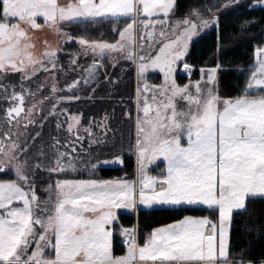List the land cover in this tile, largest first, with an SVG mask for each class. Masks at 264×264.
<instances>
[{
    "label": "snow or ice",
    "instance_id": "6c2138e0",
    "mask_svg": "<svg viewBox=\"0 0 264 264\" xmlns=\"http://www.w3.org/2000/svg\"><path fill=\"white\" fill-rule=\"evenodd\" d=\"M241 2L225 0L220 7ZM248 7H264V0ZM175 9L176 0H0V101L7 105L0 114V264H245L229 259L230 230L234 212L246 210L249 200L264 199V47L256 48L255 65L235 97L219 92V62L201 68L199 80L181 85L177 74L192 73L186 60L191 47L206 30L218 28L219 20L211 7L208 16L194 8L180 19H174ZM96 24L111 25L114 42L92 37L88 28ZM73 26L82 32L73 36L68 31ZM45 29L59 39L56 46L44 40L38 50L35 34ZM73 41L79 51L68 54L65 70L59 56ZM89 55L91 64L78 63L79 56ZM105 59L113 67L125 60L135 68L130 144L135 181L76 178L83 156L90 173L101 164H123L119 154L92 162V153L107 143L93 126L106 137L107 115L82 128V116L65 107L96 99L92 85L99 86ZM74 71H81L80 77L59 87L58 74ZM41 73L45 80L37 92L50 95L26 106L28 97L37 96L26 82ZM150 73H158L162 82L151 83ZM16 75L18 83L11 79ZM105 80L117 83L107 75ZM88 88L91 92L82 96ZM45 101L50 108L37 120ZM124 115L132 119L130 111ZM50 117L56 131L67 136L63 142L51 136L48 151L37 141ZM81 131L87 134V152ZM158 161L164 167L152 175L149 169ZM138 205L202 208L208 215H185L154 228L142 245L138 226H120L117 234L126 251L116 256L120 210L134 212Z\"/></svg>",
    "mask_w": 264,
    "mask_h": 264
},
{
    "label": "trees",
    "instance_id": "16d2710c",
    "mask_svg": "<svg viewBox=\"0 0 264 264\" xmlns=\"http://www.w3.org/2000/svg\"><path fill=\"white\" fill-rule=\"evenodd\" d=\"M195 1L176 0V10L179 13H183ZM223 11H225V15L218 19V28L213 27L196 39L186 60L193 67L192 78L198 76V70L204 67L207 62H212L211 67H215L217 62H219L221 64V70L218 74L219 90L224 97H235L241 93L246 85L249 70L253 67L256 48L258 46L264 47V7H256L254 10H250L248 6L239 5L237 7L224 8L221 12ZM111 27L108 24H96L90 25L88 30L96 39L114 42L113 36L115 34L112 33ZM78 28L81 27L73 26L68 31L73 36H77L82 32ZM106 33H110L109 38ZM177 79L180 83L187 80L181 74L177 75ZM151 80L155 83L159 82V78ZM127 81L131 97L130 112L133 116V73L128 75V79L121 80L120 86L123 87ZM115 86L116 88L119 87V85ZM118 116L119 114L116 113L117 121ZM122 117L123 115L121 114L119 119L123 120ZM116 129L121 131L120 128ZM125 131L126 129H123V132ZM129 133L130 139L133 140L132 120ZM125 161H129L128 170H133V159L126 158ZM120 171L119 168H116L113 175H118ZM103 176L105 177V175ZM206 214H208V211L202 208L139 210L136 216L138 242L141 243L144 234L154 227L175 222L178 219H182L185 215L203 216ZM119 219L120 223L118 226L123 227L132 226L135 221L133 216L127 214H119ZM122 251V247L115 238L114 255H118ZM229 259L233 261L243 260L245 263L252 261L253 264H259L264 261V199L249 200L246 210L234 212L230 230Z\"/></svg>",
    "mask_w": 264,
    "mask_h": 264
},
{
    "label": "flooded vegetation",
    "instance_id": "af4514ba",
    "mask_svg": "<svg viewBox=\"0 0 264 264\" xmlns=\"http://www.w3.org/2000/svg\"><path fill=\"white\" fill-rule=\"evenodd\" d=\"M75 43H71L69 45H65V51L62 52L59 56L60 66L64 68L65 70L69 67V53L77 52L79 51V47L77 45L75 46ZM78 63L80 65H83L86 67L87 65L92 63V58L89 55L88 57L79 56ZM105 65V67L100 68L98 70V87L96 84H93L92 87H96V99L94 100H85L82 99L80 101H74L71 103H68L65 105L67 107L70 114H76L82 116V128L89 126V121L93 120L94 122L102 121L105 117V115L108 116V125L110 130L107 132V136L105 137L104 134L101 132L99 128H96L93 126V131L97 133L98 135L102 136L106 141V145H101L99 147V151H94L92 153V162L99 163L95 158L99 156L100 160L104 159H113L114 158V140H115V120H116V113L119 114L120 110L123 111V120L118 119V122H123V124H120V127L122 129H126L125 132H123L124 136L128 134V139H130V133H129V126L131 123V120L127 119L124 115L126 111H130V88L129 83L126 82V84L123 85V87L116 88L115 84L108 83L105 80V77H109L111 80L115 81L114 77V67L111 65V63L108 62L107 59L102 61ZM82 71V69H81ZM81 71H74L69 72L68 75L65 77L63 73H59V87L65 86V81L71 82L73 79H78L81 75ZM13 82L18 83L19 76L16 75L15 77H11ZM40 77L34 78L32 81H27L26 86L30 88L33 92H37V84ZM50 83V81H49ZM157 84V83H156ZM19 90V88H17ZM136 91V83L134 87V93L135 96ZM89 92H91V88L86 89L84 92L81 93L82 96L87 95ZM115 93L117 94L115 96ZM44 95H50L49 91L45 92H37V96L35 98V101L32 97H28L26 101V106H31L32 103L38 102L43 98ZM103 97V99H100ZM122 99L123 106L117 105L115 106V101ZM126 104V105H125ZM6 103L4 101H0V114H2L3 109L6 107ZM116 107H119V109H116ZM50 108V104L45 101V103L41 106V109L39 111V114L37 115L36 119L39 120L40 116L46 115L48 110ZM133 113H136L135 104L133 105ZM66 127V125H65ZM119 127V128H120ZM23 131V129H21ZM32 131V132H31ZM29 132L34 135L33 129L30 128ZM81 134L85 136L83 148L85 149V152L88 151V138L87 134L83 133L81 131ZM51 136H59L63 142L64 137L67 136V133L64 131L57 132L55 128V120L53 118H49L47 121H44V127L42 129V140H38L37 144L43 143L46 150L50 151L48 148V145L51 143ZM23 140V137H21ZM135 140V136H133V141ZM31 142V141H30ZM39 142V143H38ZM95 147V146H94ZM35 151V148L33 149ZM129 161H125L123 158V164L120 170H128ZM137 166V165H136ZM81 167L82 171L76 174V178H82V179H88V178H95L100 176L104 178H110L113 177L114 170L116 169L115 166H109L105 167L102 164L93 172L90 173L88 169V157L83 156L81 160ZM135 166H133L134 169ZM130 171V170H128ZM45 175V174H41ZM40 184H43V181L39 182ZM38 193L41 197L45 196V193L42 191L40 187H38Z\"/></svg>",
    "mask_w": 264,
    "mask_h": 264
},
{
    "label": "rangeland",
    "instance_id": "374dc122",
    "mask_svg": "<svg viewBox=\"0 0 264 264\" xmlns=\"http://www.w3.org/2000/svg\"><path fill=\"white\" fill-rule=\"evenodd\" d=\"M225 2V0H196L185 12L183 13H179L176 9H175V17L174 19H180V18H183L185 17L192 9L196 8V9H199L201 12L204 13L205 16H208L210 15V13L206 10L208 9L209 7H211V10L212 12H215L216 16L218 17V19L225 15V11L221 12V10L224 9V7H220V5H222L223 3ZM256 0H242L241 4L240 5H243V6H248L250 4H253L255 3ZM226 9V8H225ZM38 22L40 23H43L42 19L39 20ZM105 26V25H104ZM123 27V24L122 26ZM80 30H82L81 28H78ZM210 29L206 30L205 32L209 31ZM88 32L90 33V31L88 30ZM204 32V33H205ZM203 34V33H202ZM201 34V35H202ZM36 37L38 38L37 40V48L38 50H42L43 49V41L44 40H47L52 46H56L57 45V41H58V37L50 32H48L46 29L43 30V31H40V32H37L36 34ZM107 37L109 38L110 37V33H106ZM93 37V35H91ZM107 38V39H108ZM118 38V37H117ZM199 37H197L198 39ZM71 43H75L74 41L73 42H70L69 44ZM69 44H66V45H69ZM65 46V45H64ZM76 46V45H75ZM77 47H79L77 45ZM255 57V55H254ZM255 60V58H254ZM211 64L212 62H207L206 65L202 68H209L211 67ZM253 66H254V63H253ZM182 67V66H181ZM201 69V68H200ZM200 69L198 70V76H196V78H192V75H193V67H192V73H191V76H187L186 74L182 75V76H185L187 78L186 81L180 83L181 85H183L184 83H188L189 82V79H191L192 81H196V80H199L200 77H201V73H200ZM133 73V80H134V87H135V83H136V86H137V81H136V74H135V68L133 65H131L130 62H127L125 60H120L119 63H117V65L114 67V77H115V81H117V83H115V85H119L120 86V83H121V80H124V79H128V75L129 74H132ZM179 74V73H178ZM177 74V75H178ZM40 79L38 81V83H43L44 80H45V74L41 73L39 75ZM149 77H150V82L151 83H155V82H152L153 78H159V83L162 82V78L160 77V75L158 73H150L149 74ZM128 82V81H127ZM220 94L223 96V94L221 93V91L219 90ZM134 93V91H133ZM117 94L115 93V96ZM133 98H134V95H133ZM122 99L117 100L115 101V106L117 105H121V107L123 106V103H122ZM131 103V102H130ZM134 105V103H132ZM126 105V104H125ZM116 109H119V107H116ZM119 113V116L117 117L119 119L120 115L123 113L122 110H120ZM123 115V114H122ZM135 118H136V113H133V116H132V122H133V136H135V127H134V124H135ZM120 123L121 122H118L117 119L115 120V129L116 128H119L120 127ZM123 124V123H122ZM123 128V127H122ZM120 127V130L121 131H118L119 129H116V131H114V135H115V140H114V154H119L122 156V158H124V160L126 158H132L133 159V166L134 169L131 170V171H128V170H124V171H120V173L118 175H114L113 177H110V178H104V177H96V179H103V180H110V179H117V178H121V179H127L129 181H135L137 179V164H136V158L132 152V149L130 148V143H134V141L132 139H128V134L124 136L123 134V129ZM130 128V126H129ZM36 130H39V129H36ZM32 132V131H31ZM34 132V130H33ZM39 143V142H38ZM122 165H116L115 167L116 168H119L121 169ZM164 165H163V162L162 161H158L156 165H153L149 171L152 175H159L163 169ZM152 209H167V208H164V207H153ZM139 210H150V209H146L144 208L143 206H139L138 205V208L136 211L134 212H128L126 210H120V213L119 214H127V215H131L134 217L135 221H134V224L132 226H137L136 225V216H137V213L139 212ZM208 215V214H206ZM205 216V215H203ZM196 217H200V216H196ZM174 223V222H172ZM170 224V223H169ZM119 225V224H118ZM116 226V233H114V237H120L117 233H118V230H119V227L120 226ZM167 225V224H165ZM165 225H161V226H157V227H162V226H165ZM132 226H129V227H132ZM157 227H154V228H157ZM152 228V229H154ZM151 229V230H152ZM151 230L147 231L144 236L148 233L151 232ZM144 238V237H143ZM114 239V238H113ZM141 245L143 244V240L141 241L140 243ZM121 246V245H120ZM123 250H125L123 247H122ZM247 264V262L245 263ZM261 264V262L259 263Z\"/></svg>",
    "mask_w": 264,
    "mask_h": 264
},
{
    "label": "crops",
    "instance_id": "0c3cea01",
    "mask_svg": "<svg viewBox=\"0 0 264 264\" xmlns=\"http://www.w3.org/2000/svg\"><path fill=\"white\" fill-rule=\"evenodd\" d=\"M255 58V57H254ZM254 65H255V60H254ZM117 239V241H118V239H119V237H114V239ZM125 251H126V249L125 250H123L122 252H120V254H118V255H116V256H119V255H123L124 253H125Z\"/></svg>",
    "mask_w": 264,
    "mask_h": 264
},
{
    "label": "built area",
    "instance_id": "2783aa9c",
    "mask_svg": "<svg viewBox=\"0 0 264 264\" xmlns=\"http://www.w3.org/2000/svg\"><path fill=\"white\" fill-rule=\"evenodd\" d=\"M122 239H123V238H121V241H120L121 245H123V244H122Z\"/></svg>",
    "mask_w": 264,
    "mask_h": 264
}]
</instances>
